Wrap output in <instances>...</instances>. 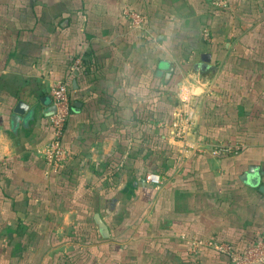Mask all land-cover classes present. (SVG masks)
Here are the masks:
<instances>
[{
  "label": "crops",
  "instance_id": "obj_1",
  "mask_svg": "<svg viewBox=\"0 0 264 264\" xmlns=\"http://www.w3.org/2000/svg\"><path fill=\"white\" fill-rule=\"evenodd\" d=\"M59 81L68 158L53 174L41 148ZM186 115L191 139L242 148L184 151ZM262 235L264 0H0V264H229L188 240L239 255Z\"/></svg>",
  "mask_w": 264,
  "mask_h": 264
},
{
  "label": "built area",
  "instance_id": "obj_2",
  "mask_svg": "<svg viewBox=\"0 0 264 264\" xmlns=\"http://www.w3.org/2000/svg\"><path fill=\"white\" fill-rule=\"evenodd\" d=\"M213 8H226L231 0H208ZM126 16L130 21L132 30H142L143 20L133 11H126ZM84 57L82 54L74 57L71 65V73H75L83 67ZM49 97L53 107V112L49 118L50 124V140L41 148V157L47 168V173H58L64 168L68 158V151L63 145V133L67 118L70 113V100L68 95L67 84L63 81L54 82L50 85ZM192 121L189 116H179L174 124L172 136L175 141L183 145L184 151H194L197 153H206L211 156H221L237 153L241 148V144L221 145V144H205L199 139H191ZM144 181L158 188L162 180L160 176L155 174H147ZM188 244L193 254L201 252L203 249L211 248L216 252L228 257L229 264H264V235L257 237L251 244L247 245L239 254H235L232 248L222 242H211L202 239H189Z\"/></svg>",
  "mask_w": 264,
  "mask_h": 264
},
{
  "label": "water",
  "instance_id": "obj_3",
  "mask_svg": "<svg viewBox=\"0 0 264 264\" xmlns=\"http://www.w3.org/2000/svg\"><path fill=\"white\" fill-rule=\"evenodd\" d=\"M25 108H26L25 106L19 104L15 108L14 112L17 115H23ZM250 182H252V180H250ZM96 220H97V227L100 229L102 237L107 238L108 237V231H107L106 226L100 221V219L98 217H96Z\"/></svg>",
  "mask_w": 264,
  "mask_h": 264
},
{
  "label": "trees",
  "instance_id": "obj_4",
  "mask_svg": "<svg viewBox=\"0 0 264 264\" xmlns=\"http://www.w3.org/2000/svg\"><path fill=\"white\" fill-rule=\"evenodd\" d=\"M62 170H63V169H62ZM62 170H61V171H62Z\"/></svg>",
  "mask_w": 264,
  "mask_h": 264
}]
</instances>
